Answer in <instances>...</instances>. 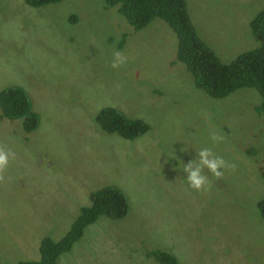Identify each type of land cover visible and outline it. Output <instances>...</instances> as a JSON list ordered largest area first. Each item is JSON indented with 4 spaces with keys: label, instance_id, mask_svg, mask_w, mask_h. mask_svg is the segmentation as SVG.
Listing matches in <instances>:
<instances>
[{
    "label": "rangeland",
    "instance_id": "374dc122",
    "mask_svg": "<svg viewBox=\"0 0 264 264\" xmlns=\"http://www.w3.org/2000/svg\"><path fill=\"white\" fill-rule=\"evenodd\" d=\"M187 6L221 62L261 45L251 21L264 0ZM178 50L164 19L137 28L106 0H0V94L21 88L40 116L29 131L0 105V147L14 154L0 173V264L39 260L41 241L65 236L107 185L127 195L129 211L101 215L58 264H163L153 251L179 264H264L263 96L254 87L212 96ZM116 51L127 59L113 68ZM104 107L149 130L133 140L106 132ZM203 148L235 168L219 179L204 169L210 187L196 191L183 167Z\"/></svg>",
    "mask_w": 264,
    "mask_h": 264
},
{
    "label": "trees",
    "instance_id": "16d2710c",
    "mask_svg": "<svg viewBox=\"0 0 264 264\" xmlns=\"http://www.w3.org/2000/svg\"><path fill=\"white\" fill-rule=\"evenodd\" d=\"M33 6H41L60 0H26ZM108 6H118L119 12L135 27L143 28L153 19H164L179 38L178 59L183 62L195 77L198 88L204 89L214 97H225L235 90L254 87L263 96L259 108L264 112V9L251 21L255 37L261 45L242 52L229 63L220 61L216 53L200 38L190 18L187 0H106ZM0 105L5 116L24 118L27 129L34 130L40 116L32 107V101L21 88H8L0 94ZM103 130L117 132L127 139H135L149 130L142 119H130L113 107H104L97 116ZM90 206L82 208L68 233L59 240L45 237L40 244V259L25 260L18 264H58L59 256L70 250L84 234L85 228L101 215L123 218L129 211L127 195L113 185L103 186L91 194ZM259 208L264 217V199ZM163 264H179L178 259L163 251H153Z\"/></svg>",
    "mask_w": 264,
    "mask_h": 264
},
{
    "label": "clouds",
    "instance_id": "9594fccd",
    "mask_svg": "<svg viewBox=\"0 0 264 264\" xmlns=\"http://www.w3.org/2000/svg\"><path fill=\"white\" fill-rule=\"evenodd\" d=\"M112 67L118 68L126 61V57L122 52L116 51L113 54ZM210 139L213 143L222 142L224 137L213 134ZM187 151V149H183ZM14 154L0 147V173H3L9 163L10 157ZM234 164H229L223 157L216 155L211 149L203 148L197 151V157L187 164H184L183 172L186 176V181L191 189L196 191L206 190L210 187V181L207 175L204 174V169H207L217 179L222 178L224 169H234ZM3 175H0V180H3Z\"/></svg>",
    "mask_w": 264,
    "mask_h": 264
}]
</instances>
